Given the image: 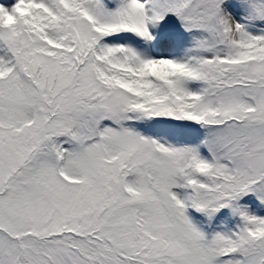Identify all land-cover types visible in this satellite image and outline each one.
Instances as JSON below:
<instances>
[{"label": "snow or ice", "instance_id": "6c2138e0", "mask_svg": "<svg viewBox=\"0 0 264 264\" xmlns=\"http://www.w3.org/2000/svg\"><path fill=\"white\" fill-rule=\"evenodd\" d=\"M0 264H264V0H0Z\"/></svg>", "mask_w": 264, "mask_h": 264}]
</instances>
